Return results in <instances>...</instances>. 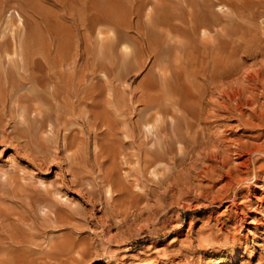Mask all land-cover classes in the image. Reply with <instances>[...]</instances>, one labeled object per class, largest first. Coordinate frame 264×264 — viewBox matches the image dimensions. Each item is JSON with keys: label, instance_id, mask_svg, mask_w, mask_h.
Wrapping results in <instances>:
<instances>
[{"label": "rangeland", "instance_id": "374dc122", "mask_svg": "<svg viewBox=\"0 0 264 264\" xmlns=\"http://www.w3.org/2000/svg\"><path fill=\"white\" fill-rule=\"evenodd\" d=\"M263 91L264 0H0V264H264Z\"/></svg>", "mask_w": 264, "mask_h": 264}, {"label": "bare ground", "instance_id": "6f19581e", "mask_svg": "<svg viewBox=\"0 0 264 264\" xmlns=\"http://www.w3.org/2000/svg\"><path fill=\"white\" fill-rule=\"evenodd\" d=\"M219 8V7H218ZM19 17V16H18ZM19 18H21V17H19ZM19 18H18V20H19ZM20 22V21H19ZM188 22V21H187ZM21 23V22H20ZM19 23V24H20ZM188 24V23H187ZM192 30H193V32H196L197 31V29H195V27L194 26H189ZM177 29V28H176ZM177 32V31H176ZM126 39H124V41H125ZM145 43V42H144ZM15 44V43H14ZM13 44V45H14ZM125 44H123V46H124ZM147 45V44H146ZM145 45V46H146ZM182 45V44H181ZM18 46V45H17ZM152 46V45H151ZM150 46V47H151ZM147 47V46H146ZM149 47V48H150ZM152 47H154V46H152ZM176 47H178V46H176ZM3 48V47H2ZM18 48V47H17ZM124 48L125 49H127V46H124ZM143 48H144V46H143ZM156 48V47H155ZM213 48V47H212ZM6 50H7V48H5ZM12 49V48H11ZM13 49H14V46H13ZM16 49V48H15ZM152 49V48H151ZM16 50H18V49H16ZM124 50V49H123ZM131 50V49H130ZM204 50H206L205 48H204ZM211 50H213L212 51V55H211V62H212V67H211V75H209L207 78H206V73H205V70H206V67H207V62H206V53H199V55L201 56V59H200V67H198V69H197V71H195V72H200V75H203V77H204V75H205V81H206V84L208 83V82H210V81H213V83H214V80H219L218 78H225V76H227L226 75V73H225V76L223 75L222 77H220V76H216L218 73H219V71H222V70H218V67H217V63H215L214 64V62H215V57H216V53H217V51L215 52V49H211ZM14 51V50H13ZM19 51V50H18ZM17 51V52H18ZM127 51V50H126ZM129 51V50H128ZM147 51H148V49H147ZM4 52V51H3ZM208 53V52H207ZM15 54V53H14ZM129 54V53H128ZM152 54V53H151ZM181 54V53H180ZM4 55H5V52H4ZM154 55V57H153V61H152V64H153V66L155 65L156 66V68H157V70H156V72H157V75L159 74V76H161V77H163V78H166L167 76V70H169L168 69V65H166V62H165V60H164V56L162 57V58H160V60H159V58H158V56H157V54L156 53H154L153 54ZM209 55V54H208ZM6 56H8V55H6ZM180 56V55H179ZM199 56V57H200ZM5 57V56H4ZM182 57H183V54H182ZM150 58H151V56H150ZM176 58V57H175ZM177 58H179V57H177ZM210 58V57H209ZM190 59V58H189ZM178 61H179V59H178ZM177 61V62H178ZM186 61V60H185ZM9 62V61H8ZM12 62V61H11ZM177 62H176V65H177ZM181 62H182V60H181ZM189 62V61H188ZM171 63V62H170ZM182 65V64H181ZM188 65H190L191 66V69L193 68L192 67V65L189 63ZM188 65H186V67L188 66ZM226 65V64H225ZM172 66V65H171ZM184 66V65H183ZM198 66V65H197ZM196 66V67H197ZM228 66V65H227ZM138 67H140V64L138 65ZM138 67H136V68H138ZM178 67H180V66H178ZM187 68H189V67H187ZM221 68V67H220ZM228 68V67H227ZM196 69V68H195ZM194 69V70H195ZM222 69H223V67H222ZM229 70H231L230 68H229ZM258 71V70H257ZM174 72V71H173ZM224 72H226V69L224 70ZM175 73V72H174ZM187 73H188V71H187ZM186 73V74H187ZM194 73V72H193ZM221 73H223V71L221 72ZM195 74V73H194ZM220 74V73H219ZM230 74V73H229ZM228 74V75H229ZM257 74V73H256ZM198 75V78H199V74H197ZM220 75H222V74H220ZM258 75V74H257ZM191 77H193V76H191ZM251 77H252V75H251ZM258 77H259V75H258ZM89 78V77H88ZM88 78H87V75L86 76H84V79L85 80H88ZM249 78H250V75H249ZM248 78V79H249ZM190 79H192V78H190ZM189 79V80H190ZM202 79V78H201ZM84 80V83L86 82ZM166 80H168V79H166ZM222 80V79H221ZM247 80V79H246ZM250 80H255V79H250ZM257 80V79H256ZM83 81V80H82ZM156 81V80H155ZM161 81H162V78H161ZM193 81V80H192ZM191 81V82H192ZM201 81H203V80H201ZM248 81V80H247ZM184 82V81H183ZM182 82V83H183ZM188 82V81H187ZM195 82H197V81H195L194 80V82H192L194 85L196 84ZM219 82V81H218ZM255 82V81H254ZM83 83V82H82ZM215 83H217V82H215ZM90 84V83H89ZM152 84V83H151ZM153 84H154V82H153ZM152 84V85H153ZM167 84V83H166ZM208 85V84H207ZM211 85H212V82H211ZM252 85V84H251ZM183 87L185 86V85H182ZM208 86H210V85H208ZM214 86L216 87V85L214 84ZM177 87V86H176ZM179 87L180 86H178V89H179ZM186 87V86H185ZM210 87H212V86H210ZM229 87H230V85H229ZM261 87V86H260ZM164 88V87H163ZM213 88V87H212ZM221 88V87H220ZM231 88V87H230ZM229 88V90L231 91V89ZM176 89V88H175ZM175 89L173 90L175 93L177 92V90L175 91ZM188 90V89H187ZM186 90V91H187ZM205 90V89H204ZM224 90V89H223ZM229 90L227 91V89L226 90H224V93H225V95H226V93H230V95H232V96H234V93H231V92H229ZM242 90V89H241ZM252 90V89H251ZM179 91V90H178ZM226 91V92H225ZM246 91H248V90H246ZM260 91V90H259ZM180 92H181V89H180ZM179 92V93H180ZM252 92V91H251ZM264 92V91H263ZM195 93V92H194ZM200 93V92H199ZM259 93V92H258ZM89 94H91V95H89ZM183 94V93H182ZM201 94V93H200ZM237 93L235 92V95H236ZM241 94H243V93H241ZM249 94V93H248ZM72 97L73 96H75L76 95V97H77V99H79V100H82V103H88L87 102V99H89L90 97H88V96H91V98H92V91L91 90H89V86H86V85H83V86H81V88L79 87V89H77V87L76 88H74L73 89V91H72ZM168 95V94H167ZM184 95H185V93H184ZM203 95V94H202ZM219 95V94H218ZM250 96H251V94H249ZM260 95V94H259ZM258 95V96H259ZM262 95H264V94H262ZM178 96V95H177ZM186 96V95H185ZM228 96V98H229V95H227ZM226 96V97H227ZM231 96V97H232ZM237 96V95H236ZM88 97V98H87ZM180 97V96H179ZM220 97H223V95L221 96L220 95ZM225 97V98H226ZM239 97V96H238ZM246 97V96H245ZM249 97V96H248ZM260 97V96H259ZM259 97L257 98H255L254 96H253V98H255V100L256 99H259ZM225 98H223V99H225ZM233 98H235V97H233ZM233 98H229V99H233ZM251 98H252V96H251ZM250 98V99H251ZM253 98H252V100H250V101H253ZM262 98H264V97H262ZM220 99V98H219ZM222 99V98H221ZM228 99V100H229ZM235 100H238V99H235ZM235 100H234V102H235ZM247 100H249L248 98H247ZM254 100V101H255ZM260 100V99H259ZM258 100V101H259ZM222 101V104L224 103L223 102V100H221ZM257 101V102H258ZM225 102H227V101H225ZM237 102V101H236ZM243 102H244V100H243ZM241 103V102H240ZM244 103H246V100H245V102ZM243 103V104H244ZM248 103V102H247ZM253 102H251V105L253 106L255 103H253ZM262 103H263V100H262ZM90 103H88V105H89ZM159 104H161L160 102H159ZM226 104V103H225ZM227 104H229V102L227 103ZM232 104H235V103H232ZM239 104V101L237 102V105ZM242 104V103H241ZM242 104V105H243ZM248 104H250V103H248ZM260 104V103H259ZM259 104L257 103V105H258V107H259ZM87 105V106H88ZM221 105V104H220ZM224 105V104H223ZM222 105V106H223ZM245 105V104H244ZM244 105H243V107H244ZM251 105L249 106V108L251 109V108H253V107H251ZM190 106V105H189ZM198 106V105H197ZM199 106H200V104H199ZM226 106V105H225ZM230 106H231V103H230ZM255 106V105H254ZM260 106H261V104H260ZM234 107H236V104H235V106ZM241 107V106H240ZM246 107V106H245ZM264 108V105L263 106H261V107H259V111H260V108ZM87 108V107H86ZM191 108V107H190ZM199 108V107H198ZM219 108V107H218ZM222 108V107H221ZM227 108V107H226ZM225 108V109H226ZM231 108H232V106H231ZM237 108V107H236ZM262 108V109H263ZM239 109V108H238ZM254 109H256V108H254ZM254 109H252V111L254 110ZM160 110L162 111V113L163 114H165V110L164 109H162L161 107H160ZM164 110V111H163ZM230 110V109H229ZM256 110H258V109H256ZM27 111V110H26ZM217 111V110H216ZM235 111V110H234ZM262 111V110H261ZM260 111V112H261ZM229 112V111H228ZM233 113V111H230V113ZM240 112H241V110H240ZM244 113H245V111H243ZM249 112L251 113V111L249 110ZM257 112V111H256ZM255 112V113H256ZM263 112V111H262ZM173 113V112H172ZM236 113V112H235ZM241 114V113H240ZM261 114V113H260ZM263 114H264V112H263ZM168 115V114H167ZM251 115V114H250ZM253 115V114H252ZM251 115V116H252ZM187 115H184V118L186 117ZM257 116H259V113L257 112ZM261 116L262 115H260V118H261ZM160 117V116H159ZM168 117H170V119L172 120V118L174 117V116H172L171 114H170V116H168ZM253 117V116H252ZM161 118V117H160ZM163 118V117H162ZM177 118V117H176ZM258 118V117H257ZM164 119H167V118H163V119H160V120H157V119H152V121H150V120H148L147 122H145L144 123V129L146 130V131H149V132H146V135H147V141H151L152 140V142L157 146L156 148H155V145H154V147H153V149H155V150H157V149H160V153L162 152V153H165V152H167V149L168 148H165V144H166V140L163 138V136H160L159 135V132H160V128H161V123L163 122V120ZM169 119V118H168ZM169 119V120H170ZM173 121H176V119H173ZM141 123H142V121H141ZM175 125H176V129L178 128V130H179V125L177 124V122L175 123ZM175 125H174V127H175ZM171 126H172V124H171ZM170 126V127H171ZM179 126V127H178ZM173 127V126H172ZM174 127H173V129H174ZM185 127V126H184ZM198 128V127H197ZM171 129V128H170ZM171 131H172V129H171ZM176 132V131H175ZM178 132V131H177ZM172 133V132H171ZM164 134H166V133H164ZM171 136V135H170ZM169 136V137H170ZM179 136H180V134H179ZM168 137V136H167ZM174 137V136H173ZM177 137H178V134H177ZM156 139V142H154V140ZM166 139H168V142H169V138H166ZM173 139V138H172ZM178 141V142H177ZM177 143H178V147H179V149H182V147L180 146L181 144H180V140L179 139H177ZM175 142V141H174ZM212 146V145H211ZM206 147V146H205ZM207 148V147H206ZM257 148V147H256ZM212 149V148H211ZM198 150V149H197ZM209 150V149H208ZM236 150V149H235ZM245 150V149H244ZM256 150V149H255ZM258 150V149H257ZM214 151H215V149H214ZM237 151V150H236ZM173 152V151H172ZM208 152V151H207ZM206 152V153H207ZM212 152H213V150H212ZM217 152V151H216ZM209 153H211V151L210 152H208V154ZM214 153V152H213ZM242 153V152H241ZM167 154V153H166ZM239 155V154H238ZM163 156V155H162ZM219 156V155H218ZM204 157V156H203ZM227 157V156H226ZM243 157V156H242ZM164 158V157H163ZM162 157H161V155H154L153 156V158L151 159V165L152 166H156L157 165V163H159V162H164V163H166V161L163 159ZM171 158V157H170ZM216 158V157H215ZM214 158V159H215ZM221 158V157H220ZM241 159V158H240ZM220 160V159H219ZM234 160V159H233ZM214 161V160H213ZM235 161V160H234ZM245 161V160H244ZM224 161H222L221 163H223ZM236 163L238 162V161H235ZM213 163V162H212ZM211 163V164H212ZM220 163V162H219ZM225 163V162H224ZM239 163V162H238ZM240 163H242V162H240ZM156 164V165H155ZM210 164V165H211ZM213 164H215V165H213V167H214V169H215V167H217L216 165H217V163H213ZM242 164H244V163H242ZM226 165V164H225ZM228 165H229V163H228ZM239 165V164H238ZM212 166V165H211ZM220 166L222 167L223 165H221L220 164ZM227 166V165H226ZM225 166V167H226ZM204 167V166H203ZM206 167H208V166H206ZM212 167V168H213ZM224 167V168H225ZM152 168V167H151ZM155 168V167H154ZM154 168H152V170L151 171H153L152 172V174H154ZM218 168H219V166H218ZM156 169V168H155ZM225 169H227V168H225ZM211 170H213V169H211ZM216 170V169H215ZM214 170V171H215ZM218 170V169H217ZM219 170H220V168H219ZM229 170V169H228ZM209 171V170H208ZM214 171H212V172H214ZM223 171V170H222ZM225 171V170H224ZM156 172L157 171H155V175H153V176H156ZM217 172H219V171H216L215 173H217ZM226 172H227V170H226ZM229 172H231V171H229ZM229 172H227L230 176H231V174L229 173ZM220 173V172H219ZM218 173V174H219ZM225 173V172H224ZM217 174V175H218ZM222 174V173H221ZM226 174V173H225ZM216 175V174H215ZM219 176H220V174H219ZM218 176V177H219ZM229 176V177H230ZM222 178H223V176H222ZM227 178H228V176H227ZM226 178V179H227ZM110 188L109 187H107V190H109ZM109 192H110V190H109ZM108 193V192H107ZM106 193V194H107ZM249 194H251V192H249ZM253 194V193H252ZM264 197V195L263 196H258V197H256L255 198V200H261L262 198ZM254 220V219H253ZM255 222V221H254Z\"/></svg>", "mask_w": 264, "mask_h": 264}]
</instances>
